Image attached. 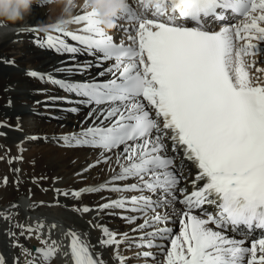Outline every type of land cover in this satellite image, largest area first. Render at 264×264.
<instances>
[{"label":"snow or ice","instance_id":"1","mask_svg":"<svg viewBox=\"0 0 264 264\" xmlns=\"http://www.w3.org/2000/svg\"><path fill=\"white\" fill-rule=\"evenodd\" d=\"M144 2L154 9L155 19L133 16L129 5L121 13L139 21L136 36L129 37L131 45L115 43L93 11L71 21L85 22L80 29L85 34L56 25L58 32L79 46L47 37L46 46L58 53L94 57L57 69L68 77L113 61L97 73V77H108L104 80L74 82L47 76L49 82L79 98L53 99L91 108L85 119L92 124L63 136V142L98 148L105 163L111 160L106 153H112L119 169L99 185L62 195L79 199L86 192H138L109 198L95 207L98 213L108 214L120 209L121 218L135 224L138 217L127 214L146 217L148 211L156 213L157 208L168 207L179 192L183 198L178 203L184 207L173 220L179 225L178 234L171 226L155 227L167 223L171 212L156 213L132 228L141 233L137 247L164 253L161 264H264V83L250 77L244 61L245 56L264 51L259 47L264 42V0ZM237 17L242 18L240 22L231 23ZM238 41L243 42L240 47ZM27 74L45 79L35 71ZM69 111L78 113L80 109L71 107ZM178 150L198 169L191 183L195 186L204 181L190 193L179 185L192 172L184 160L177 166L175 157L169 155ZM129 180L133 182L117 183ZM78 210L93 211L86 205ZM16 227L21 231L11 233L13 237L34 234L30 226ZM100 228L98 245L112 248V258L124 264L117 249L129 241L128 234L117 239V233ZM257 231L258 239L253 236ZM66 235L71 237L74 264H108L103 253H93L94 246L77 232L69 230ZM41 243L44 246L34 250L19 241L13 247L31 257L27 264H51L56 241ZM138 255L152 257L155 264V252L145 250ZM0 264H8L3 254Z\"/></svg>","mask_w":264,"mask_h":264},{"label":"bare ground","instance_id":"2","mask_svg":"<svg viewBox=\"0 0 264 264\" xmlns=\"http://www.w3.org/2000/svg\"><path fill=\"white\" fill-rule=\"evenodd\" d=\"M82 2L83 0H75L76 6L72 8L71 21L86 12V6L79 7ZM129 2L132 3V0ZM62 7L61 4L45 6L34 4L31 14L14 26L13 33L0 40V254L7 258L8 264H27L31 257H27L20 247H13L16 241L28 249H31V244H35L37 248L44 246L42 241H47L48 245L56 241V245H53L56 249L55 258L51 264H71L65 244L70 237L66 234L72 230L90 246H94L91 247L93 253H103V258L108 264H119V261L112 258V248L105 250L97 243L102 238L100 226H105L118 234L117 239L124 233L128 234L129 241L117 249L125 258L124 264H154L152 257L138 255L145 250L155 252V264H161L164 253L137 247L136 244L141 242V233L131 230L135 224L142 223L145 218L150 220L156 213L166 215L171 212L172 217L168 224L176 225L172 222L173 214L183 207L178 203V198H175L168 207L157 208L156 213L147 212L146 217L140 213L127 214L138 217L135 224H130L121 218L120 209L111 210L115 214H108L98 213L95 207L109 198L139 195L138 192L123 194L106 190L86 192L79 199L71 195L67 197L62 195L64 192L71 193L99 185L109 180L115 171L119 170L112 153H106L111 156V160L105 163L100 156V149L69 146L62 140L63 136L78 133L82 127L87 128L92 124L91 119H85L91 108L69 104L62 99H53L79 98L49 82L47 76L71 79L74 82H84L92 78L107 79V76L97 77V73L112 63L105 62L100 68L92 67L84 74H73L70 77L64 72L57 71L83 61L94 60L92 56L58 53L54 48L49 49L46 46L48 36L64 39L66 43L79 46L78 42L56 30ZM84 23L70 22L65 31L83 34L80 29ZM131 28L132 24L128 27L129 31ZM116 33L121 32L116 30ZM123 36L119 35V38L122 39ZM259 46L264 47V42ZM72 56L76 57L75 60L71 59ZM244 61L250 77L254 81L258 78L259 82L264 83V71H256L257 68L264 69V52L247 60L244 57ZM250 65L253 67L250 68ZM30 71L44 75L45 79L29 76L27 73ZM71 107H78L80 111L72 113L69 111ZM29 119L33 120L31 126L27 124ZM169 155L175 157L177 166L184 160L193 174L188 180H182L179 187L186 188L187 193H190L202 186L204 181H198L195 186L191 183L198 169L184 158L181 150L177 153L170 152ZM132 182L129 180L117 183ZM85 205L93 211L83 213L78 210ZM17 224L30 226L34 229V234L27 238L18 235L13 237L11 233L21 231L16 227ZM160 226L161 224L155 225ZM156 242L164 243L158 239Z\"/></svg>","mask_w":264,"mask_h":264},{"label":"clouds","instance_id":"3","mask_svg":"<svg viewBox=\"0 0 264 264\" xmlns=\"http://www.w3.org/2000/svg\"><path fill=\"white\" fill-rule=\"evenodd\" d=\"M34 4L40 6L61 4V18L58 26L67 29L71 22L72 8L75 0H0V40L13 33L18 25L31 14ZM129 0H83L79 7L98 14L104 30L110 31L116 26V18L125 11Z\"/></svg>","mask_w":264,"mask_h":264},{"label":"rangeland","instance_id":"4","mask_svg":"<svg viewBox=\"0 0 264 264\" xmlns=\"http://www.w3.org/2000/svg\"><path fill=\"white\" fill-rule=\"evenodd\" d=\"M28 122H27V124L29 125V126H31V124L33 123V120H31V119H29V120H27ZM31 130V129H30Z\"/></svg>","mask_w":264,"mask_h":264},{"label":"water","instance_id":"5","mask_svg":"<svg viewBox=\"0 0 264 264\" xmlns=\"http://www.w3.org/2000/svg\"><path fill=\"white\" fill-rule=\"evenodd\" d=\"M32 248H33V250H34V249L36 248V246H35V245H33V246H32Z\"/></svg>","mask_w":264,"mask_h":264}]
</instances>
